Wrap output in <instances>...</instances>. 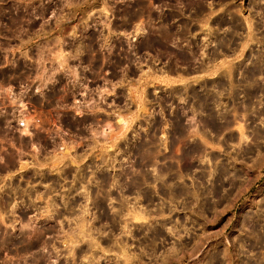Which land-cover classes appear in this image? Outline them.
Segmentation results:
<instances>
[{"label":"rangeland","instance_id":"374dc122","mask_svg":"<svg viewBox=\"0 0 264 264\" xmlns=\"http://www.w3.org/2000/svg\"><path fill=\"white\" fill-rule=\"evenodd\" d=\"M73 2L68 17L61 12L56 18H108L111 4L125 7L131 2L123 11L125 17L153 22L165 19L167 13L170 24L180 18L189 21L187 33L199 39L203 68L176 73L152 58L137 79L122 85L152 86L154 92L161 86L163 92L176 86H209L217 100L214 111L207 113L213 118L195 121V114H203L201 108L174 112L171 104H185L183 91L179 101L163 104V120L151 123L149 117L161 106L141 95L136 109L121 114V122L105 135L110 134L106 150L102 152L104 142L99 149L85 147L83 138L74 133L69 155H60L63 169L57 170L29 169L25 160L32 156L33 139L0 119V187L8 194L0 201V264H264V87L250 99L243 89L264 86V0ZM56 4L58 0H0V75L1 66L16 57L15 43L29 44L42 34L30 30L45 25L55 34L66 31L63 22L40 21L50 18L47 9L53 12ZM212 30L216 51L208 60ZM227 36L230 47L223 50ZM192 91L197 105L204 106L202 94ZM136 114L141 121L133 123ZM151 124H156L154 129ZM148 128L152 138L134 145L133 134L140 136ZM181 142L190 147L184 155L179 154ZM130 149L139 154L138 165H133ZM99 155L105 159L102 170L97 168L103 167ZM116 171L121 181L135 182L134 192L121 186L117 199L110 182ZM101 173L110 198L97 204L98 194L86 196L96 206L78 205L82 215L76 224L65 223L68 220L62 216L48 220L57 229L76 226V234L33 233L38 224L26 218L31 210L19 198L51 184L64 189L71 181L83 180L94 189ZM73 195L79 201L83 198L78 187ZM99 207L103 217L98 216ZM44 220L40 219V227L46 226ZM98 228L112 232L96 233Z\"/></svg>","mask_w":264,"mask_h":264},{"label":"flooded vegetation","instance_id":"af4514ba","mask_svg":"<svg viewBox=\"0 0 264 264\" xmlns=\"http://www.w3.org/2000/svg\"><path fill=\"white\" fill-rule=\"evenodd\" d=\"M73 4V0H58V4L54 6L53 12L51 11V8L47 9V16L50 18H41L40 21H48L52 23L63 22L66 31L70 34L67 46L70 57L82 68L87 69L91 74H94L98 78L101 104L99 113L101 122L104 121L102 125H112V127H117L121 119V114L136 109V100L138 98L140 99L141 95H144L148 100L154 101L161 106V108L154 111V114L148 119L151 123H160L161 120H163V104L168 105L170 100L173 99L176 100V102L179 101V97H184L182 96L183 91H185V94L187 95L185 100H183V103L185 101V104H171L172 106H175L173 109L174 112L180 114L191 112V108H195L196 111L201 108L203 114H195V121H210V119L213 118V115L210 117L207 113L209 109L214 111L217 100L215 98L214 88L210 89L209 86H176L175 88L165 90L164 92L163 86H161L159 89H155L154 92L152 86L122 85L126 81L133 82L137 79L140 70L147 69V67L149 68L151 66L152 58H159L162 68L164 65L165 68L171 69L176 73L190 74L195 69L203 68L204 60H200L201 57L198 56L199 39L197 40L193 35L190 36L187 33L189 21L180 18L174 25L170 24L166 17L168 16L167 13L164 15L165 19L154 20L153 22L150 20L139 21L135 18L125 17L123 16V11L126 7H130L131 2L126 4V6L124 5L125 7H123V3L111 4V15L108 18H89L87 16L75 19L56 18L61 12L68 17ZM38 12L40 13L41 10H38ZM49 12H51V14ZM136 25L139 27L135 30ZM135 31L137 32L136 35H134L136 33ZM128 32L133 33L130 38L127 37ZM212 37V46L208 49V60L214 57L216 51L214 30H212ZM230 41V36H227L226 43L222 46L223 50L229 49ZM263 87L264 86H244L243 89L247 92L245 98L250 99L253 97L252 95L257 89ZM200 89H202V92H197ZM204 89H207V91ZM191 90H193L192 92L197 93V95L202 94L204 97L202 105L204 106L200 107L197 105L199 102H197L196 97L191 94ZM140 121L138 114L132 119L133 123H138ZM156 124H151V127L154 129ZM152 132L153 130L148 128L147 132L140 136L133 134L135 137L131 140L134 142V145L143 140L149 141L152 138ZM146 134H148V136ZM189 148L190 147H185L183 142H181L179 154L184 155V150ZM130 152L132 154L131 159L133 165H138L141 158L139 154H137L136 149H130ZM119 174L120 172L116 171L114 175L115 179L110 181L113 184L112 191L115 193L113 196H115L116 199L119 198L121 186H127L128 191H135L134 180H129V182L125 183L120 180ZM105 177V174L101 173L100 178L97 179L95 184H92L94 189L90 188L89 184L85 183L83 180L81 182L78 181L79 183L71 181L64 189L57 187L58 184H51L44 186V188L37 193L35 191L36 189H33V192L30 191V196H27L25 199L19 198L18 202H25L24 205L27 209L31 210V213H29L26 218L30 223L35 222L38 224V227L33 233L76 234L77 231H74V227L76 226L57 229L52 226V221L48 220L62 216L68 220L66 221L64 219L66 221L65 223L69 224L72 221L76 224L80 218L79 216L82 215V207H78V205L84 206L85 203L90 202L89 199H85L86 196H94L95 194H98V198H96L97 204L103 203L105 200L104 197H111L109 196L110 193L106 187V185L108 186V181ZM77 187L83 196L80 201L76 199L75 195H73V192ZM105 191L106 193H109L108 196H106ZM39 198L41 199L38 204L36 201H38L37 199ZM82 202H84V204H81ZM94 203L95 202L92 201L91 204ZM98 211H100L98 216L103 217L104 215L101 212V207H99ZM85 218H87L86 214ZM40 219H45L42 223L46 224V226H39ZM73 219L75 220L73 221ZM105 231L106 230L98 228L95 232H112L111 229ZM87 232H93V230Z\"/></svg>","mask_w":264,"mask_h":264},{"label":"built area","instance_id":"2783aa9c","mask_svg":"<svg viewBox=\"0 0 264 264\" xmlns=\"http://www.w3.org/2000/svg\"><path fill=\"white\" fill-rule=\"evenodd\" d=\"M30 32L42 34L29 44L15 43L16 57L1 66L0 119L33 139L32 156L25 160L29 169H63L60 155H69L72 134L83 138L87 148L99 149L102 144L99 81L76 61L73 66L71 57L60 54L58 45L65 48L67 31L55 34L50 26H38ZM7 195L0 187V201Z\"/></svg>","mask_w":264,"mask_h":264},{"label":"bare ground","instance_id":"6f19581e","mask_svg":"<svg viewBox=\"0 0 264 264\" xmlns=\"http://www.w3.org/2000/svg\"><path fill=\"white\" fill-rule=\"evenodd\" d=\"M255 2V1H254ZM56 25V24H55ZM41 26H43V28L44 27H49V26H45V25H41ZM58 26V28H59V26L60 25H57ZM65 43H64V46H65V48H63V47H60L62 44H60V45H58L59 46V52H60V54H63V56H65V57H70V54H69V51H68V43H69V39L68 40H66V41H64ZM72 65L73 66H75L76 64H75V62L74 63H72ZM101 104H99V107H98V109H99V111H100V108H101V106H100ZM108 127V125H102V127H101V131H102V133H101V139H100V142L102 143V142H104V146L102 147L103 148V150H102V152L104 151V150H106V147L107 146H109V142H107L106 141V139H109L108 137H109V135L110 134H108L107 136L108 137H105V135L109 132L108 130L109 129H111V128H107ZM104 129V130H103ZM107 129V130H106ZM96 138H94V140H95ZM97 140H99L98 138H97ZM96 142H99V141H96ZM109 149V148H108ZM111 151H112V147H111ZM100 152H101V150H100ZM99 152V153H100ZM101 155H99V157H100ZM110 156V155H109ZM101 159H102V168H100V166H98L97 168H100L101 170L104 168V167H106V166H104V164H105V159H104V156H102V157H100ZM58 161V160H57ZM109 165H111V163H109ZM81 178H77V180H80Z\"/></svg>","mask_w":264,"mask_h":264}]
</instances>
